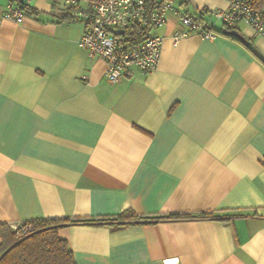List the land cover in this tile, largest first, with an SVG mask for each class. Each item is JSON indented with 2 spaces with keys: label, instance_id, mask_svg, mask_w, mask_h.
Masks as SVG:
<instances>
[{
  "label": "crops",
  "instance_id": "0c3cea01",
  "mask_svg": "<svg viewBox=\"0 0 264 264\" xmlns=\"http://www.w3.org/2000/svg\"><path fill=\"white\" fill-rule=\"evenodd\" d=\"M24 1L0 23V223L70 220L78 264H264V34L224 33L206 10L228 0H172L221 32L175 42L170 12L156 69L110 82L61 0Z\"/></svg>",
  "mask_w": 264,
  "mask_h": 264
},
{
  "label": "built area",
  "instance_id": "2783aa9c",
  "mask_svg": "<svg viewBox=\"0 0 264 264\" xmlns=\"http://www.w3.org/2000/svg\"><path fill=\"white\" fill-rule=\"evenodd\" d=\"M64 9L85 26L80 44L88 49L89 56L102 57L107 63L105 77L110 82L133 76L137 71L151 72L158 66L162 53L163 35L159 30L174 12L187 25V29L175 34V42L188 32H198L214 39L210 22L199 21L177 9L172 0H61ZM27 1H8L0 11V23L11 20L22 23ZM211 18L228 26L246 20L256 34H264V10L253 6L252 0H228V7L207 9ZM132 25L146 31V37L138 41V34L129 33ZM20 238L31 234L34 226L30 221L9 223ZM165 259V264H170Z\"/></svg>",
  "mask_w": 264,
  "mask_h": 264
},
{
  "label": "trees",
  "instance_id": "16d2710c",
  "mask_svg": "<svg viewBox=\"0 0 264 264\" xmlns=\"http://www.w3.org/2000/svg\"><path fill=\"white\" fill-rule=\"evenodd\" d=\"M21 1L24 0H13ZM253 6L263 10L264 0H252ZM26 12L31 13L30 5ZM57 17L60 21H78L74 19L65 9L59 10ZM195 18V17H194ZM203 21L202 17L196 18ZM207 21V20H206ZM211 23V22H210ZM223 28L232 29L234 26L223 24ZM213 31L221 32L212 23L208 25ZM129 33L138 34V41L146 37V31L139 25H132ZM171 216H179V213H172ZM138 215L132 209H128L117 216L118 219L129 221L136 219ZM111 218L78 219L71 220V223H108ZM70 220L66 218H36L30 220L34 231L25 236L18 237L9 224L0 223V264H78L74 251L68 241L59 235V229Z\"/></svg>",
  "mask_w": 264,
  "mask_h": 264
},
{
  "label": "water",
  "instance_id": "95a60500",
  "mask_svg": "<svg viewBox=\"0 0 264 264\" xmlns=\"http://www.w3.org/2000/svg\"><path fill=\"white\" fill-rule=\"evenodd\" d=\"M223 32L226 34L233 35V36L237 37L238 39H240L245 44H249V40L243 34H241L237 29H227L226 28L223 30Z\"/></svg>",
  "mask_w": 264,
  "mask_h": 264
}]
</instances>
